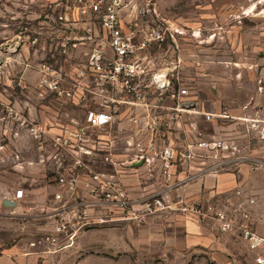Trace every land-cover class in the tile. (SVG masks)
Here are the masks:
<instances>
[{
	"label": "rangeland",
	"instance_id": "1",
	"mask_svg": "<svg viewBox=\"0 0 264 264\" xmlns=\"http://www.w3.org/2000/svg\"><path fill=\"white\" fill-rule=\"evenodd\" d=\"M73 4V0H0V199L6 191L13 193L23 188L28 198L20 206L42 204L51 197L57 189L54 179L61 173L60 167L75 170L74 153L57 144L54 138L62 135L63 129L83 122L84 110L98 101L89 94L80 97L79 90L75 97L65 94L69 89L76 90L75 85L78 87L77 71L93 47L91 40L83 39V22H76ZM131 6L137 13L150 9L143 15L137 14L134 18L137 24L151 26L164 19L184 29L182 37L161 46L151 45L142 55L157 61L159 66L160 62L165 63L169 70L176 65L173 73L196 97L200 109L218 113L225 101L234 99L230 114L250 117L252 109H244L242 105L252 101L261 106L259 117L264 121V0H132ZM59 15H64L65 22H58ZM64 36L77 38L76 46L69 47L65 54L59 49L63 41L60 38ZM53 80L58 81L64 93L55 91ZM38 126H43L41 136L32 130ZM90 145L87 147L91 148ZM254 148L253 156L264 160V138ZM112 153L119 161L128 158L123 143H118ZM95 165L101 164L94 162L92 166ZM243 167L255 172L248 183L244 182ZM124 170L127 172L124 180L130 185L128 193L134 197L142 195V187L149 184L137 172L133 174L131 167ZM201 177L167 194L165 203L175 208L151 215L131 227L125 224L96 227H115L122 234L141 233L140 228L149 220L153 233H157L159 225L171 221L176 226L170 228L179 233L184 217L195 218L217 234H230L235 241L232 245L240 251L245 264H255V253L250 252L241 238L238 225L247 222L242 213L250 214L249 227L264 236V222L251 223L254 213L259 212L264 218V166L242 164L236 173L220 182L222 191H216V186H203L196 194L190 188ZM179 200L186 206L202 208L201 213L180 209L176 204ZM219 210L241 217L242 222L232 229L221 230L215 219ZM89 229L95 233L94 227ZM178 246L181 245L177 242H168L166 254H162V243L157 241L153 245L158 250L156 254L139 255L134 264H180L174 252ZM91 249L98 255L105 253ZM73 252L74 257L58 254L50 259L38 258L37 263L77 264L78 254L84 253L85 248L77 245ZM200 253L183 258L181 264H212L203 251Z\"/></svg>",
	"mask_w": 264,
	"mask_h": 264
},
{
	"label": "built area",
	"instance_id": "2",
	"mask_svg": "<svg viewBox=\"0 0 264 264\" xmlns=\"http://www.w3.org/2000/svg\"><path fill=\"white\" fill-rule=\"evenodd\" d=\"M131 2L73 0L76 22H83V39L91 40L93 47L77 71L78 87L65 94L75 97L79 90L80 97L89 94L98 101L84 110L83 122L63 129V134L54 138L74 153L75 170L60 167L61 173L54 179L57 189L51 197L42 204L20 206L18 215L25 226L33 222L40 226L28 241L32 254L69 248L92 227H129L175 208L165 203L167 194L194 178L233 174L247 163L254 168L264 166L263 159L253 156L255 143L264 138L261 106L252 101L242 105L252 109V117L234 116L226 105L218 113L200 109L196 97L173 73L176 65L169 70L165 63L159 66L142 55L151 45L161 46L182 37L184 29L164 19L151 26L137 24V14L150 9L137 13ZM152 12L158 16L155 9ZM57 20L61 23L66 19L59 15ZM60 39L59 49L64 54L76 46V37ZM57 82L51 81L52 87L58 94L64 93ZM32 130L44 134L43 126ZM118 143H123L128 153V158L120 161L112 153ZM94 162L101 165L93 167ZM126 166L149 184L142 187V195L128 193ZM24 198V189L17 188L10 201L17 205ZM176 204L190 213L202 211L184 205L182 200ZM241 215L249 222L250 214ZM232 216L215 212L221 230L232 229L241 221V217ZM247 222L238 225L241 238L255 253V264H264V238Z\"/></svg>",
	"mask_w": 264,
	"mask_h": 264
},
{
	"label": "crops",
	"instance_id": "3",
	"mask_svg": "<svg viewBox=\"0 0 264 264\" xmlns=\"http://www.w3.org/2000/svg\"><path fill=\"white\" fill-rule=\"evenodd\" d=\"M231 104H235L234 99L224 102V105L228 107ZM242 170H245L246 174L244 182H250L255 172L247 170L246 167H243ZM230 174L232 173L203 175V177L199 178L200 180L197 179L199 181H196L190 189L194 190L196 194V191H199L198 189L203 186H216V191H222L224 188L221 187L220 182L228 175L230 176ZM12 194L6 191L5 197L0 199V264H36L38 258L43 260L45 258L50 259L58 254H62L64 257L66 255L74 257L76 255L73 252V248L77 245L85 248L84 253L78 254L80 258L77 264H134L136 262L135 259H139V255L146 253L150 255L149 257H153L158 251L153 247L157 241L162 243V254H166L168 242H177L181 245L174 250L177 258L180 259L178 260L180 264L183 262V258L187 259L188 256L199 255L201 251L212 264H245L240 257V251L232 245L235 241L230 238V234H217L213 229H208L205 224L197 219L185 217L182 221L183 227L179 233H177V230L174 231L170 228L171 226H176V222L171 221H165L162 225H159L157 233H153L152 222L149 220L140 228L141 233L130 234L126 232L122 234L115 227H94L95 233H92V229L86 230L76 238L74 245L69 248L49 254H32L29 251L28 241L31 233L39 231L40 226L34 222L32 224L27 223L25 226L24 221L18 215L21 211L20 203L14 206L4 205V200H10ZM25 197L28 198L26 192ZM10 219L14 221H10ZM263 222L264 218H262V215L259 212L254 213L251 223L260 225ZM22 228L27 233H23ZM258 234L262 236L259 232ZM87 248L90 249L87 250ZM91 248L102 250L105 253L101 255L92 253L93 249ZM251 264L253 263L251 262Z\"/></svg>",
	"mask_w": 264,
	"mask_h": 264
},
{
	"label": "water",
	"instance_id": "4",
	"mask_svg": "<svg viewBox=\"0 0 264 264\" xmlns=\"http://www.w3.org/2000/svg\"><path fill=\"white\" fill-rule=\"evenodd\" d=\"M4 205H6V206H14L15 203L11 202V201H8V200H4Z\"/></svg>",
	"mask_w": 264,
	"mask_h": 264
}]
</instances>
